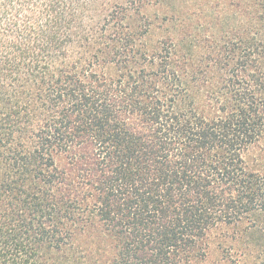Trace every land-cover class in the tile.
<instances>
[{"label":"trees","instance_id":"1","mask_svg":"<svg viewBox=\"0 0 264 264\" xmlns=\"http://www.w3.org/2000/svg\"><path fill=\"white\" fill-rule=\"evenodd\" d=\"M187 2L0 0V264H264V0Z\"/></svg>","mask_w":264,"mask_h":264},{"label":"rangeland","instance_id":"2","mask_svg":"<svg viewBox=\"0 0 264 264\" xmlns=\"http://www.w3.org/2000/svg\"><path fill=\"white\" fill-rule=\"evenodd\" d=\"M189 2V3H188ZM187 5L191 4L192 0H188ZM193 10V9H192ZM151 15L154 10H151ZM195 18V16H194ZM201 20V19H199ZM201 22V21H200ZM196 23V22H195ZM169 31L173 30V25L168 26ZM157 35L151 37L152 41H156L159 37L164 35L162 29L157 30ZM162 32V33H160ZM235 229L231 227H224L213 232L209 237L208 243V262L211 264H236L239 262V255L230 249V237ZM231 250V251H229ZM225 260V261H224Z\"/></svg>","mask_w":264,"mask_h":264}]
</instances>
